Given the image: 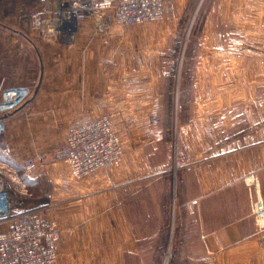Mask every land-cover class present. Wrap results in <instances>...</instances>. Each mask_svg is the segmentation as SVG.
Returning a JSON list of instances; mask_svg holds the SVG:
<instances>
[{
	"label": "rangeland",
	"instance_id": "obj_1",
	"mask_svg": "<svg viewBox=\"0 0 264 264\" xmlns=\"http://www.w3.org/2000/svg\"><path fill=\"white\" fill-rule=\"evenodd\" d=\"M35 5V0H4L0 10L27 21ZM163 10L159 18L131 25L113 21L105 26L85 17L76 23L73 36L50 39L63 52L54 51L43 65L45 77L30 87L53 92L38 97L29 109L34 94L17 112L21 121L14 122L10 136L8 130L17 159L41 158L30 174L17 168L19 177L34 198H46L35 211L54 221L60 232L74 228L72 221L86 235L92 231L88 227L99 226L95 219L109 214L110 192L117 204L132 205L140 229L152 225L150 215L158 217V205L164 217L167 203L168 245L162 249L143 240L146 254L118 257L116 264H264V216H257L264 193L258 178L257 187L250 183L254 173L243 181L256 192L258 257L232 253L218 259L206 255L198 240L195 255L170 247L178 218L175 202L185 197L183 182L187 185L188 177L195 176H190V166L194 170L196 160L222 152L247 121H261L264 135V0H164ZM2 18L12 27L17 22ZM102 117L119 142V159L76 177L55 150L65 144L69 131ZM206 141L212 149L209 145L206 150ZM174 176L182 192L177 198L170 192L165 201L164 186H171ZM128 186L131 190L125 191ZM139 232L145 235L143 229ZM71 259L75 262L76 256L68 255L67 262ZM79 261L91 264L90 257Z\"/></svg>",
	"mask_w": 264,
	"mask_h": 264
},
{
	"label": "crops",
	"instance_id": "obj_2",
	"mask_svg": "<svg viewBox=\"0 0 264 264\" xmlns=\"http://www.w3.org/2000/svg\"><path fill=\"white\" fill-rule=\"evenodd\" d=\"M35 1L37 7L39 1ZM36 7L35 9L38 8ZM19 15L16 12L4 15L2 9L0 10V76H6L7 80L15 81L18 85L33 86L37 84L38 79L45 77L46 70L43 65L49 62L48 59L52 58L54 51L63 52L62 45L50 43L49 38L33 30L29 24L30 19L21 21ZM2 17L17 21V25L12 27L5 24ZM52 92L53 89L49 88L37 91L35 89L37 98L29 109L36 106L38 97L50 95ZM18 111L19 109L6 118L9 140L12 125L15 121H21ZM247 122L248 125L242 134L233 139V142H226L227 147L222 146V152L215 156L211 153L210 157L206 155L205 158L195 161L194 170L191 166L188 169L190 176H193V172L195 176L188 177L187 185L183 182V186L187 188H184L185 197L183 200L178 197L175 202V214H178V218L174 220L171 249L175 247L177 252L183 255H195L198 240L203 243L206 255L218 259L232 253L259 256L260 233L253 214L256 192L244 183L243 177L254 173L264 193V135L260 131L261 121ZM209 145L212 149V142L206 141V150ZM28 178L30 183L31 177ZM180 186L174 176L172 185L164 186V200L166 201L170 192L177 198L176 195L181 191ZM129 187L131 186L125 187L124 190H131ZM109 195V214L97 217L95 220L100 225L88 227L92 231L87 235L86 231L82 233L79 229L78 221L71 222L75 224L74 228L70 226L61 229V241L58 244L60 264H81L79 259L82 256L90 257L91 264H109L110 260L112 264H116L118 257L125 259L126 255L139 256L144 253L143 248L148 250L147 245H142L143 240H153L162 249L166 243L168 245L170 236L166 227V202L164 217L161 215L162 207L158 205V217L155 215L154 219L150 215L152 225L142 228L145 234L142 236L139 232L142 229L134 223L132 205L127 202L117 204L113 200L114 193L110 192ZM45 199L34 198L31 194L20 201L18 208L37 211ZM7 226L8 222L3 223L0 230ZM175 239H178L177 243ZM68 255L76 256V261L71 259L67 262Z\"/></svg>",
	"mask_w": 264,
	"mask_h": 264
},
{
	"label": "built area",
	"instance_id": "obj_3",
	"mask_svg": "<svg viewBox=\"0 0 264 264\" xmlns=\"http://www.w3.org/2000/svg\"><path fill=\"white\" fill-rule=\"evenodd\" d=\"M4 0H0V6ZM30 19L33 30L49 39L63 41L85 17L100 19L105 26L116 21L121 25L144 23L163 14L164 0H38ZM101 15V16H100ZM34 96L28 85H9L0 76V264H57L61 232L55 222L42 218L35 210L19 209L20 201L30 197L17 168L30 174L37 169L38 156L17 159L7 139L6 118ZM120 147L105 118L72 129L65 144L55 150L72 173L82 174L117 163ZM257 187V177L249 176ZM257 216H264L262 198H258Z\"/></svg>",
	"mask_w": 264,
	"mask_h": 264
},
{
	"label": "bare ground",
	"instance_id": "obj_4",
	"mask_svg": "<svg viewBox=\"0 0 264 264\" xmlns=\"http://www.w3.org/2000/svg\"><path fill=\"white\" fill-rule=\"evenodd\" d=\"M98 20H100V19H98ZM102 22V21H101ZM73 36V35H72ZM52 222H54V221H52Z\"/></svg>",
	"mask_w": 264,
	"mask_h": 264
}]
</instances>
